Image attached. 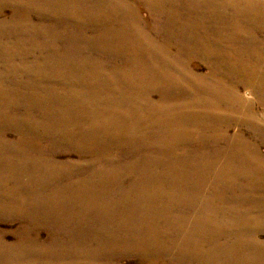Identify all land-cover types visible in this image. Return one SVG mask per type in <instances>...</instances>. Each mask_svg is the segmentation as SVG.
I'll use <instances>...</instances> for the list:
<instances>
[{
    "label": "bare ground",
    "instance_id": "1",
    "mask_svg": "<svg viewBox=\"0 0 264 264\" xmlns=\"http://www.w3.org/2000/svg\"><path fill=\"white\" fill-rule=\"evenodd\" d=\"M262 146L264 0H0V264H264Z\"/></svg>",
    "mask_w": 264,
    "mask_h": 264
},
{
    "label": "rangeland",
    "instance_id": "2",
    "mask_svg": "<svg viewBox=\"0 0 264 264\" xmlns=\"http://www.w3.org/2000/svg\"><path fill=\"white\" fill-rule=\"evenodd\" d=\"M142 13L145 15L148 13V10L144 9ZM10 10L7 8L5 10V15L4 17L8 18L10 16ZM34 20L36 21L37 18L34 16ZM202 63H199V67L197 68L198 72H205L206 67L204 65H201ZM156 97V96H154ZM40 145L45 148L46 142L40 141ZM57 155L56 158L61 160V161H66V160H72V161H78L79 160V154L77 153V150L73 149L72 147H58L57 149ZM262 150L264 151V146H262ZM22 221L23 220H2L0 221V228L5 231V240L7 242H12L16 239V234L19 232L22 226ZM37 234L40 236L41 241L46 240L48 236V228L44 225L41 224L37 226V228L34 229ZM261 239H264V234L260 235ZM124 264H140L141 263V258L140 256L133 255L130 257H126V259L123 260Z\"/></svg>",
    "mask_w": 264,
    "mask_h": 264
}]
</instances>
